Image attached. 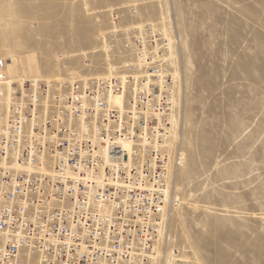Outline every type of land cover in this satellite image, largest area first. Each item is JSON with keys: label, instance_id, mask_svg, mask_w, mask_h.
Wrapping results in <instances>:
<instances>
[{"label": "rangeland", "instance_id": "374dc122", "mask_svg": "<svg viewBox=\"0 0 264 264\" xmlns=\"http://www.w3.org/2000/svg\"><path fill=\"white\" fill-rule=\"evenodd\" d=\"M143 23L172 39L180 79L169 246L264 264V0H0V59L13 82L100 76Z\"/></svg>", "mask_w": 264, "mask_h": 264}, {"label": "built area", "instance_id": "2783aa9c", "mask_svg": "<svg viewBox=\"0 0 264 264\" xmlns=\"http://www.w3.org/2000/svg\"><path fill=\"white\" fill-rule=\"evenodd\" d=\"M129 33L125 61L96 77L11 83L0 59V264H151L167 236L180 79L156 25Z\"/></svg>", "mask_w": 264, "mask_h": 264}, {"label": "bare ground", "instance_id": "6f19581e", "mask_svg": "<svg viewBox=\"0 0 264 264\" xmlns=\"http://www.w3.org/2000/svg\"><path fill=\"white\" fill-rule=\"evenodd\" d=\"M161 32L163 33L164 36H166L168 38V35L166 34V32L164 30L161 29ZM168 39H169L170 44H169V51H168L167 59H168L169 65L173 69V74L179 80L178 71H177V68L175 66V63H176L175 56L176 55L173 52V45H172L173 42H172V39L170 37ZM6 69H7V64H6ZM6 69H5V74L7 75ZM8 73H10V71ZM8 80L11 83H13V80L11 78L8 77ZM28 80H30V79H28ZM34 80H36V79H34ZM76 80H79V79H76ZM36 81H39V80H36ZM10 82H7V87H6L7 90H9ZM177 99H179V87H178ZM6 103H7V97H5V98L0 97V104L4 105ZM111 105L120 111L125 109V97H123V96L113 97L111 99ZM178 107H179V105L177 103L176 108H178ZM177 114H179V111L177 112ZM178 120H179V118L177 117V118L172 119L170 121L169 134L165 140V145H166V149H167L168 156H169V162H170L169 170H168V180H169L170 184H171V177L173 175V172L176 170V167H174V165L180 166L182 164V161H183L180 149H178V151L176 152V161L173 165H172V160H170L172 153L176 149L174 147L178 146L177 143L181 139V133H180V122L181 121L179 122ZM175 142H176V144H175ZM125 145H127V144L125 143ZM172 189H173V187H172ZM174 196H175V192H174ZM175 198L178 201V207L176 208L174 213L178 210L179 205H180L179 199L176 196H175ZM171 218H172V216H171ZM171 218H170V220H171ZM168 242H169V239H168V233H167V236H165V238L162 241H160L157 244V246L155 247L154 255H150L149 259L151 260V264H178V263L179 264H191V262L188 260V258L185 255H183V253H181L180 251L176 252L177 251L176 248L170 247Z\"/></svg>", "mask_w": 264, "mask_h": 264}]
</instances>
